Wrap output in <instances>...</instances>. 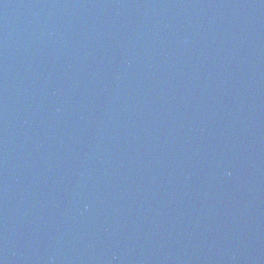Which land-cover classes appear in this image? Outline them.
<instances>
[{
	"label": "water",
	"instance_id": "obj_1",
	"mask_svg": "<svg viewBox=\"0 0 264 264\" xmlns=\"http://www.w3.org/2000/svg\"><path fill=\"white\" fill-rule=\"evenodd\" d=\"M0 264H264V0H0Z\"/></svg>",
	"mask_w": 264,
	"mask_h": 264
}]
</instances>
